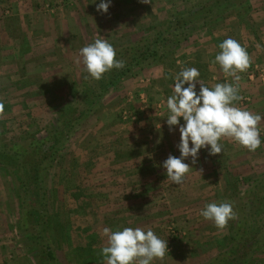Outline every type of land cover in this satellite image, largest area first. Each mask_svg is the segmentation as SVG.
I'll list each match as a JSON object with an SVG mask.
<instances>
[{"label": "rangeland", "instance_id": "1", "mask_svg": "<svg viewBox=\"0 0 264 264\" xmlns=\"http://www.w3.org/2000/svg\"><path fill=\"white\" fill-rule=\"evenodd\" d=\"M188 1L112 0L101 13L99 0H0V139L7 147L26 145L54 130L50 125L87 80L77 63L79 49L97 33L116 53L136 44L144 50ZM246 2L185 41L162 43L161 56L110 88L100 108L77 126L46 180L45 234L61 264H103L104 227L151 228L166 239L168 252L152 264H207L219 252L232 220L219 229L200 209L209 202H229L235 209L236 198H228L230 171L239 174L238 181L247 179L240 181L242 193L264 176V119L256 150L222 138L221 153L209 155L203 148L195 164L185 160L192 169L176 185L162 167L169 154L179 156V132L166 123V99L173 92L172 77L195 67L206 86L234 83L240 98L233 103L264 115V0ZM228 37L250 56L239 81L213 63ZM5 168L0 166V264H47L31 231L36 215L24 227L22 192L10 177L15 168ZM29 190L36 201L38 182L31 179Z\"/></svg>", "mask_w": 264, "mask_h": 264}, {"label": "clouds", "instance_id": "2", "mask_svg": "<svg viewBox=\"0 0 264 264\" xmlns=\"http://www.w3.org/2000/svg\"><path fill=\"white\" fill-rule=\"evenodd\" d=\"M111 3L112 0H99L96 8L101 13H107ZM100 37L97 33L92 42L79 49L77 63L83 64V71L87 73L85 79L100 80L113 68L124 67V61L116 59L114 46ZM218 48L213 63L218 64L233 81H239L238 73L245 71L251 62L246 48L231 37L224 39ZM199 77L197 68H182L172 77L173 92L166 99V123L170 131L172 126H177L175 130L179 132V143L176 145L179 156L169 154L162 167L167 179L176 185L182 184L192 169L185 160L190 157L191 163L195 164L203 148L208 149L209 155L221 153L222 138H231L249 151L256 150L262 143L258 124L264 115L254 114L233 103L240 98L235 84L224 82L208 87ZM2 110L3 102H0ZM199 215L212 221L219 229L236 218L233 205L229 202L206 203ZM102 235L106 237V245L100 250L103 264H152L153 260L163 258L168 252L167 240L160 238L151 228L123 227L113 231L104 227Z\"/></svg>", "mask_w": 264, "mask_h": 264}, {"label": "trees", "instance_id": "3", "mask_svg": "<svg viewBox=\"0 0 264 264\" xmlns=\"http://www.w3.org/2000/svg\"><path fill=\"white\" fill-rule=\"evenodd\" d=\"M246 1L248 0L188 1L181 11L171 16L167 27L158 31L155 39L144 50L138 49L136 44L116 53V59L124 61L123 68H113L100 80L91 77L81 80L71 96V101L58 114L56 122L52 123L54 126L50 125L54 130L46 129V134L31 137L26 145L13 143L7 147V143L0 139V166L4 169L6 166L15 168L10 170V177L18 181L22 192L25 216L23 225L27 227L28 217L36 215V228L31 231L43 247L47 264L61 263L48 245L45 234L49 228L46 216V180L50 168L77 126L100 108L110 88L128 77H133L136 74L135 69H140L147 60L161 56L160 53L166 51L161 47L162 43L171 41L172 44H178L185 41L190 32L215 24L223 14L233 10L236 3L241 6ZM238 175L230 171L232 183L228 184V198H236L237 201L234 204L236 218L229 224L219 252L207 264H264V176L255 178L253 183L250 181L246 192L242 193L238 189L240 181L244 184L247 179L240 178L238 181ZM31 179L38 182L36 201L31 199Z\"/></svg>", "mask_w": 264, "mask_h": 264}]
</instances>
